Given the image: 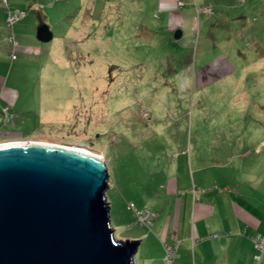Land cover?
Here are the masks:
<instances>
[{"label":"rangeland","instance_id":"obj_1","mask_svg":"<svg viewBox=\"0 0 264 264\" xmlns=\"http://www.w3.org/2000/svg\"><path fill=\"white\" fill-rule=\"evenodd\" d=\"M51 2L64 17L41 53L16 52L0 137L102 156L117 240L160 236L170 172L249 199L264 238V0ZM130 202L150 226L130 225Z\"/></svg>","mask_w":264,"mask_h":264},{"label":"water","instance_id":"obj_2","mask_svg":"<svg viewBox=\"0 0 264 264\" xmlns=\"http://www.w3.org/2000/svg\"><path fill=\"white\" fill-rule=\"evenodd\" d=\"M51 37L40 29L41 41ZM108 178L103 157L42 142L0 143V264H134L139 240L115 238Z\"/></svg>","mask_w":264,"mask_h":264},{"label":"crops","instance_id":"obj_3","mask_svg":"<svg viewBox=\"0 0 264 264\" xmlns=\"http://www.w3.org/2000/svg\"><path fill=\"white\" fill-rule=\"evenodd\" d=\"M5 2L0 0L2 96L6 89L4 84L9 76L14 77L17 71L18 65L14 61L17 59L16 52L30 51L35 53L34 55L41 53L49 44H44L40 40V29L48 28L53 38L54 33L50 24H59L60 18L64 17L62 11L56 10L55 14L52 13L53 8L58 9L60 6L51 0H5ZM11 7L23 8L25 14L8 26L6 14ZM55 16L56 20L53 18ZM9 36L13 37L16 45L9 41ZM11 54H14L15 58H12ZM7 60L14 62H9L10 67L4 73L3 67ZM7 88L14 94L15 90L12 87ZM184 177L171 172L165 175L163 194L166 197L165 201L170 199L172 202V208L163 219L160 236H150L142 228L131 233L133 235L126 236L139 240L134 264H162L163 243L177 245L173 264H254L253 258L259 256L256 254L253 237L259 235L261 227L259 220L249 210L250 200L228 191L225 184L218 187L215 183L205 187L198 185L199 183L189 176L187 180ZM115 216L117 218V213ZM132 220L131 214L129 223Z\"/></svg>","mask_w":264,"mask_h":264},{"label":"built area","instance_id":"obj_4","mask_svg":"<svg viewBox=\"0 0 264 264\" xmlns=\"http://www.w3.org/2000/svg\"><path fill=\"white\" fill-rule=\"evenodd\" d=\"M5 2V0H3ZM6 4V2H5ZM7 5V4H6ZM25 11L22 9H14V10H7L6 14V24L8 26H11L14 22L19 20L22 16H24ZM9 41L16 45V41L13 40L12 36H9ZM12 58H15L14 54H11ZM7 112V107H5L3 110H0V118L1 113ZM15 142V141H10ZM7 143V142H6ZM128 207L132 208L133 205L130 203ZM134 223L139 225H148L150 226L151 218L154 217V213L150 211L149 209H141V210H134ZM254 245L259 250H264V238L257 236L253 238ZM163 256H162V264H173V260L175 258L177 245L176 244H169V243H163Z\"/></svg>","mask_w":264,"mask_h":264},{"label":"trees","instance_id":"obj_5","mask_svg":"<svg viewBox=\"0 0 264 264\" xmlns=\"http://www.w3.org/2000/svg\"><path fill=\"white\" fill-rule=\"evenodd\" d=\"M89 131H90V129H88ZM89 131H88V133H89ZM91 134H92V132H91ZM27 137H20V136H14V135H12V136H8V135H3V136H1L0 137V142H9V141H19V140H25ZM82 146H84V147H87V148H91V147H89V144H84V145H82ZM130 203H132V202H130ZM130 203H128L127 204V208H129V209H131L132 210V212L134 213V210H141V209H136L135 208V206H134V204L132 203V205H133V207L132 208H130V207H128V205L130 204ZM145 209V208H144ZM133 215V214H132ZM133 223H134V215H133ZM134 224H136V223H134ZM139 225V224H138ZM264 251V250H263Z\"/></svg>","mask_w":264,"mask_h":264},{"label":"bare ground","instance_id":"obj_6","mask_svg":"<svg viewBox=\"0 0 264 264\" xmlns=\"http://www.w3.org/2000/svg\"><path fill=\"white\" fill-rule=\"evenodd\" d=\"M31 142H39V141H31ZM39 143H40V142H39ZM42 143H44V144H54V143H45V142H42ZM55 145H59V144H55ZM61 146H63V145H61ZM69 148H71V149H73V150H76V151L84 152V153L89 154V155H92V156H95V157L98 158V159H101V158H102V156H100V155H96V154H93V153H91V152H89V151H87V150H84V149L74 148V147H70V146H69Z\"/></svg>","mask_w":264,"mask_h":264},{"label":"clouds","instance_id":"obj_7","mask_svg":"<svg viewBox=\"0 0 264 264\" xmlns=\"http://www.w3.org/2000/svg\"><path fill=\"white\" fill-rule=\"evenodd\" d=\"M19 141H22V140H19ZM10 142V141H9ZM16 142V141H15ZM2 143H5V142H2Z\"/></svg>","mask_w":264,"mask_h":264}]
</instances>
